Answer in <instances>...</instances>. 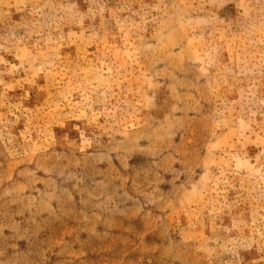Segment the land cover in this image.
I'll return each mask as SVG.
<instances>
[{
  "label": "rangeland",
  "instance_id": "rangeland-1",
  "mask_svg": "<svg viewBox=\"0 0 264 264\" xmlns=\"http://www.w3.org/2000/svg\"><path fill=\"white\" fill-rule=\"evenodd\" d=\"M0 264H264V0H0Z\"/></svg>",
  "mask_w": 264,
  "mask_h": 264
}]
</instances>
